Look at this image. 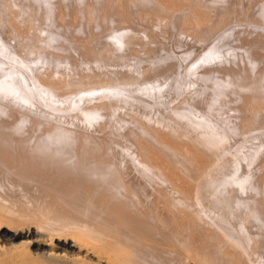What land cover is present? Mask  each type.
<instances>
[{"label": "rangeland", "instance_id": "rangeland-1", "mask_svg": "<svg viewBox=\"0 0 264 264\" xmlns=\"http://www.w3.org/2000/svg\"><path fill=\"white\" fill-rule=\"evenodd\" d=\"M139 1L0 0V117L23 122L19 141L55 124L159 188L209 184L212 216L245 260L238 263L264 264L254 237L264 209L233 214L247 197L264 208V0ZM238 72L251 81L242 84ZM49 171L21 194L35 213L31 229L51 234L53 215L67 218L75 207L49 184ZM187 205L203 215L196 201ZM131 258L123 264H137Z\"/></svg>", "mask_w": 264, "mask_h": 264}, {"label": "bare ground", "instance_id": "bare-ground-1", "mask_svg": "<svg viewBox=\"0 0 264 264\" xmlns=\"http://www.w3.org/2000/svg\"><path fill=\"white\" fill-rule=\"evenodd\" d=\"M239 75H241L240 72L236 76ZM244 75L242 73L241 76L246 77V80L241 78L242 81L240 80V82H243L242 84L247 83L248 77L249 81H251L249 75L248 77ZM255 78L258 80V77L255 76ZM233 79H235V82L238 80V78L236 80L234 77H232V80L230 79L231 81L228 80L232 82ZM235 82L233 81V83ZM255 84L252 85H254L253 87L256 88L257 92V86L259 84V86L262 85L261 83H257L258 85L255 86ZM252 85H250L251 88ZM250 86L248 85V89H250ZM19 107H21V104H19ZM25 112L27 111L25 110ZM40 116L39 118H41ZM23 125L21 120L0 117V137L4 140L12 139V141H0V264H123L130 257L137 264H188L189 262L192 264H241L238 261L242 258L240 259L239 257L238 259L237 257L241 256L240 252L238 251L240 254L238 255V252L235 250L237 248L233 245V242L231 243L228 238L224 239L225 236L220 234L221 225H218L214 221L216 220L212 216L214 213L212 211L214 202L209 194L211 188L209 184L205 183L200 189L198 188V190L194 191L192 184V186L189 185L190 187L186 186L189 183L188 180H186L187 183L185 182V187L182 186V180V183H180L182 185L178 181H173V183H177L174 184L176 189L167 190L164 184L165 190L162 187H157L158 181L154 184L152 182L153 176L149 177L150 175L145 171L135 175L136 173L132 174L131 168L132 173L131 171L128 172V169L126 170L125 167H129V161L127 162L128 165L125 162L126 166H116L118 159H112L107 153L101 154L99 151L100 145L99 147L97 146V150L96 145L89 144V140H87L88 143L85 142V139L84 141H78L77 138L79 139V137H77L74 138L77 141H72L71 138L64 136L66 132H63L65 134L62 135V131H57L58 127L53 128L55 124H51L52 126H50L46 122L45 127L44 125L43 127L41 126L42 123L41 125L38 124L33 136V140L36 141H19L17 138L21 131L24 130ZM70 135L75 136V134L71 133ZM22 137L23 135H21ZM80 138L82 139L83 135ZM16 139L18 141H13ZM103 146H105L104 143ZM112 160H115V162ZM50 166H53L54 171L52 170L53 175L47 173L50 177V183H48L52 187L57 188V191L66 193V196H69V200L64 198V201L68 200L72 202L71 204L75 207L74 214L72 213L74 210H70L72 208L67 206L72 215L68 208H66L73 217H69V215L66 218L65 214L68 215L67 212L63 213L64 215L55 213L58 216L53 215L54 213L51 214L55 218L57 217L56 220L60 217L57 221H51V223L54 222L53 226H55V229H53L54 233L51 234L40 232L35 228L34 230L31 229L30 219H35L32 217L35 213L30 215L34 211H28L31 208L26 207L24 195L21 194L22 187L26 188L28 184H35L42 173L49 171ZM135 169L137 170V168ZM52 171H49V173ZM162 174L164 175V173ZM170 176L168 175V177ZM28 178L31 179L29 180ZM179 178L180 176H178L177 180ZM45 181L43 180V182ZM149 181L156 186L155 188L153 187L154 190L149 185ZM169 183L172 182L169 181ZM160 184L158 186H161ZM178 185H180V189H177ZM38 186L40 187L41 185ZM170 186L174 188L173 185ZM187 187L190 191H188ZM181 188H184V190ZM62 196L60 197V201ZM56 199H54L55 202ZM192 200L196 201L203 210V215L200 214V217L195 216L198 213L195 214V212L193 213L188 210L194 206L187 205L190 201L193 203ZM251 200L250 197H247L242 205L239 204L235 208V213L233 214L243 216L245 208L246 210L252 208L250 213L253 209L259 211L260 209H264L261 207V203L260 205L257 203V200L256 202ZM60 201L59 203H61ZM28 212L31 217L28 215ZM253 214H256V212ZM53 216L49 215V219L48 217L47 219L50 221V217ZM61 216H64L66 219ZM49 221L45 222L49 224ZM23 229H26V232ZM254 237L259 242L256 241L258 248L264 251V230L254 234ZM242 260L245 261L244 259ZM129 264L131 263L129 262ZM242 264L246 263L243 262Z\"/></svg>", "mask_w": 264, "mask_h": 264}]
</instances>
